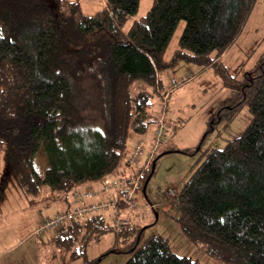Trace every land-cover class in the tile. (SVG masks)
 <instances>
[{
  "label": "trees",
  "instance_id": "1",
  "mask_svg": "<svg viewBox=\"0 0 264 264\" xmlns=\"http://www.w3.org/2000/svg\"><path fill=\"white\" fill-rule=\"evenodd\" d=\"M50 1L0 0V153L22 189L37 197L44 187L67 198L81 185L121 175L131 133L145 135L158 122V75L182 61L212 66L230 92L208 119L207 133L227 127L246 105L252 118L187 176L176 196L178 221L209 255L227 264H264V53L237 74L219 60L255 0H153L128 28L141 0H104L93 15L79 0ZM182 21L179 48L167 60ZM141 80L147 89L133 94L130 87ZM42 149L43 177L36 168ZM105 220L99 214L71 223L57 238L71 247L80 235L86 241L106 231ZM116 233L131 240L123 250L131 254L127 264H201L177 255L167 237L145 238L139 222Z\"/></svg>",
  "mask_w": 264,
  "mask_h": 264
},
{
  "label": "rangeland",
  "instance_id": "2",
  "mask_svg": "<svg viewBox=\"0 0 264 264\" xmlns=\"http://www.w3.org/2000/svg\"><path fill=\"white\" fill-rule=\"evenodd\" d=\"M79 2L87 15L95 14L105 3L104 0ZM152 3L153 0H141L138 13L127 23L126 28L134 20L146 15ZM184 27L185 22H180L166 51L167 60L179 48ZM263 53L264 0H255L242 32L219 60L232 74H237L243 62L246 69L250 70ZM160 74L163 90L169 92L168 128L156 155L160 157L155 163V174L150 177L145 189L141 188L136 193L141 207H149L138 212L143 235L145 238L153 235L167 237L177 255L191 257L201 264H227L209 255L204 243H194L183 232L178 221L181 212L177 199L173 195L168 196V191L178 194L187 176L204 160L207 152L223 149L229 141L239 137L252 114L246 105L227 127L220 124L207 133L208 119L230 92L214 67L201 68L182 61ZM174 78L187 80L172 89L171 80ZM144 89H147V85L142 80L130 87L133 94ZM153 101L160 118L163 103L158 93ZM155 129L156 125H152L148 133L143 135L147 147L153 141ZM189 148L194 150L193 154L181 151ZM47 166L48 157L42 149L36 157L40 176H44ZM152 169L153 164L149 170ZM2 189L6 195L0 200V264H127L131 254L123 250L131 246V240L118 237L116 232L119 230L111 228L113 220L110 213L105 214L106 231H95L86 241L80 235L71 247H67L51 231L37 234L43 216H52L63 209L54 198L64 193L49 192L44 187L40 188V196L37 197L25 192L18 183L14 169L6 165L3 152L0 153V192ZM133 219L132 224L135 223ZM115 249L120 252L111 251Z\"/></svg>",
  "mask_w": 264,
  "mask_h": 264
},
{
  "label": "built area",
  "instance_id": "3",
  "mask_svg": "<svg viewBox=\"0 0 264 264\" xmlns=\"http://www.w3.org/2000/svg\"><path fill=\"white\" fill-rule=\"evenodd\" d=\"M186 80L172 79L171 88L174 89ZM157 84V93L163 107L161 116L156 123L153 141L149 147L141 135H135L127 148L123 173L104 179L99 187L90 185L83 190L76 191L73 196L74 206L71 210L57 212L54 216H43L39 232H62L71 223L106 213L112 215L113 226L122 230L132 225V217L140 210L149 208L141 207L136 193L143 186L144 177L153 164L168 128L169 92L160 87L159 81ZM175 192L169 190L168 196L176 197Z\"/></svg>",
  "mask_w": 264,
  "mask_h": 264
},
{
  "label": "crops",
  "instance_id": "4",
  "mask_svg": "<svg viewBox=\"0 0 264 264\" xmlns=\"http://www.w3.org/2000/svg\"><path fill=\"white\" fill-rule=\"evenodd\" d=\"M225 53V52H224ZM223 53V54H224ZM222 54V55H223ZM221 55V56H222ZM220 56V57H221ZM158 81H161L162 82V80H161V77H160V75H158ZM153 125H156L155 123L153 124ZM152 126V125H151ZM150 126V127H151ZM150 130V129H149ZM148 130V131H149ZM148 133V132H147ZM146 133V134H147ZM145 134V135H146ZM135 135H139V134H136V133H131V135H130V139H129V143H130V141L131 140H133V137L135 136ZM142 137H143V135H141ZM129 145V144H128ZM90 185H94V186H96V187H99V185H100V183H87V184H84V185H81L80 187H78L77 189H75L76 191H79V190H83V188H85V187H87V186H90ZM73 193V192H72ZM68 194V197L67 198H62L63 196H64V194L61 196V195H59V196H57L56 198H54V201L55 200H58L60 203H61V205L63 206V209L62 210H65V209H69L70 207H73L74 206V199H73V194ZM62 210H60V211H62ZM60 211H57V212H60ZM57 212H55L54 214H52V216H54ZM105 215V214H104ZM51 216V215H50ZM132 218H134L133 220L135 221V222H139V213L138 214H136V215H134ZM39 227H40V225H39ZM52 232V231H51ZM46 233H49V232H46ZM37 234H41V232H39V228L37 229ZM42 234H44V233H42ZM52 234H54V235H57V233H55V232H53Z\"/></svg>",
  "mask_w": 264,
  "mask_h": 264
},
{
  "label": "water",
  "instance_id": "5",
  "mask_svg": "<svg viewBox=\"0 0 264 264\" xmlns=\"http://www.w3.org/2000/svg\"><path fill=\"white\" fill-rule=\"evenodd\" d=\"M150 179V178H149ZM149 179L147 180L146 184L148 183Z\"/></svg>",
  "mask_w": 264,
  "mask_h": 264
}]
</instances>
